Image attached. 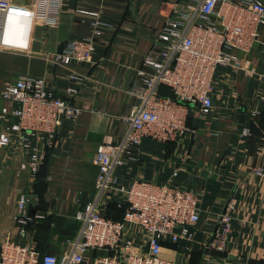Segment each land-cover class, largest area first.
I'll return each instance as SVG.
<instances>
[{"label":"crops","instance_id":"obj_1","mask_svg":"<svg viewBox=\"0 0 264 264\" xmlns=\"http://www.w3.org/2000/svg\"><path fill=\"white\" fill-rule=\"evenodd\" d=\"M30 6L34 0H11ZM102 0H63L58 24L46 26L34 18L10 15L0 49V121L15 106L2 92L21 76L46 78L57 94L71 85L63 68L49 54L63 49L72 37L91 32L75 13L78 5L98 7ZM186 0H105L113 27L98 40L93 62L78 65L90 75L73 98L83 108L67 118L50 145L37 178L21 165L25 150L0 147V241L9 235L20 243L36 241L40 252L62 254L67 240L80 228L79 207L92 199L98 171L93 158L99 146L118 140L138 99L130 90L139 80L138 68L151 50L153 36L173 15L177 2ZM238 55L243 52L234 51ZM256 73L221 71L214 93L215 106L198 122L197 134L173 142L145 138L138 159L118 173L123 182L139 178L197 190L200 220L192 240L165 241L162 254L177 264H264V25L249 55ZM235 94L237 96H235ZM261 110L260 114H254ZM251 129L244 137L242 128ZM178 170L177 176L173 172ZM260 170L261 173H257ZM30 198L29 211L41 214L30 234H19L20 194ZM233 203V228L227 250L208 248L218 214Z\"/></svg>","mask_w":264,"mask_h":264},{"label":"built area","instance_id":"obj_2","mask_svg":"<svg viewBox=\"0 0 264 264\" xmlns=\"http://www.w3.org/2000/svg\"><path fill=\"white\" fill-rule=\"evenodd\" d=\"M104 1L95 8L78 5L75 13L90 26V34L70 38L63 49L48 56L71 82L62 94H57L46 78L30 75L21 76L2 92L3 98L15 106L5 109L4 124L0 121V147L25 150L29 160L21 168L35 177L45 160L46 145L55 139L63 121L76 119L83 111L73 98L91 77L78 65L93 62L98 40L113 27ZM62 3L34 0L25 6L0 0V49L10 15L53 26L58 24ZM262 25L264 0L177 2L173 15L153 36L152 48L137 70L139 80L130 92L138 104L124 117L122 136L102 143L93 158L98 168L95 193L76 211L78 234L67 240L60 255L42 254L36 241L20 243L7 235L0 241V264H177L163 256V243L193 239L192 228L203 210L199 192L139 178L126 183L118 171L138 159L137 151L145 138L167 142L197 134V121L215 106L221 71L227 68L231 74L240 70L248 75L256 73L249 55L260 39ZM162 85L170 87L174 96L162 95ZM191 114L195 120L192 125L188 122ZM241 134L250 136V127H243ZM177 174L175 170L173 176ZM111 201L119 206L126 204L123 219L103 214ZM29 203L30 198L20 194L16 219L23 236L30 234L31 224L43 217L32 215ZM233 208L231 202L218 214L216 230L206 242L208 248L227 250Z\"/></svg>","mask_w":264,"mask_h":264},{"label":"trees","instance_id":"obj_3","mask_svg":"<svg viewBox=\"0 0 264 264\" xmlns=\"http://www.w3.org/2000/svg\"><path fill=\"white\" fill-rule=\"evenodd\" d=\"M160 93L162 95H171V96H174V93H173L172 89L170 87L166 86V85H162L160 87ZM194 121L195 120L193 119V116L191 114L189 116L188 122H189L190 125H192V124H194ZM167 142H173V141H167ZM46 159H47V154L45 156L44 162L41 164L40 169H39V171L37 173V178L40 177V173H41V171L43 169L44 164L46 163ZM125 210H126V204H123L122 206H119L117 204V201H111L103 209V214L106 215V216H108V217H112L114 219H123Z\"/></svg>","mask_w":264,"mask_h":264}]
</instances>
